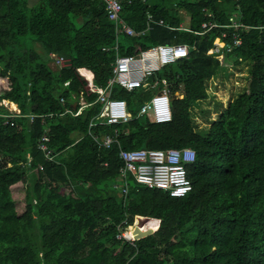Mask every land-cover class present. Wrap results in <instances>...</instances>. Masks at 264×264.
<instances>
[{"label":"trees","instance_id":"trees-1","mask_svg":"<svg viewBox=\"0 0 264 264\" xmlns=\"http://www.w3.org/2000/svg\"><path fill=\"white\" fill-rule=\"evenodd\" d=\"M148 13L151 28L141 33ZM230 15L245 26L233 67L247 73L222 106L208 82L233 70L207 50L230 32ZM121 16L138 34L118 37L120 56L158 44L189 47L158 72L173 96L169 122L139 116L144 94L116 85L112 97L127 102L131 120L89 125L102 105L78 69L91 72L96 87L112 76L114 24L103 0H0V102L20 112L0 111V264H264V0H132ZM205 21L217 27L197 34ZM51 54L69 64L51 67ZM80 100L77 116L64 115ZM114 132L109 148L92 138ZM43 136L52 160L38 147ZM182 147L195 151L185 165L188 193L171 197L127 176L123 196L120 149ZM9 163L26 169L20 213L5 178ZM136 216L154 219L157 229L117 239L118 226Z\"/></svg>","mask_w":264,"mask_h":264},{"label":"built area","instance_id":"built-area-1","mask_svg":"<svg viewBox=\"0 0 264 264\" xmlns=\"http://www.w3.org/2000/svg\"><path fill=\"white\" fill-rule=\"evenodd\" d=\"M107 17L114 24V42L112 47V76L108 79L105 87H96L92 85L91 72L79 68L80 74L88 80V88L97 92V101L101 103L102 108L96 120L89 125H103L127 122L131 120V114L127 108V102L124 99L112 97V89L119 86L128 92H142L143 102L138 115H144L151 122L166 123L172 119L171 100L173 98L167 79L160 78L158 72L165 66L185 58L189 54V47L186 44H158L144 50H140L132 55L120 56L118 54V37L122 34L136 36V32L121 16L124 3H130L132 0H103ZM146 28L141 33L151 28L153 17L150 13L146 16ZM159 24H164L159 20ZM167 27H170L166 24ZM217 27L216 24L203 22L201 31L196 32L199 35L207 30ZM181 29H185L183 24ZM226 28L230 30L223 31L217 37L212 46L207 50V54L214 56L220 66L225 65L229 68L233 66L235 60H240L233 54L235 48L242 43L241 32L245 29L242 23H239L235 15H230ZM103 51H108L109 47L103 46ZM52 65L56 68H62L69 64L68 59L57 54L50 55ZM67 84V83H66ZM175 96L182 98L180 91L175 92ZM63 102V99H60ZM2 104H7L2 101ZM81 107L76 111L66 110L64 115L77 116L84 106L83 100H80ZM147 112H150L148 115ZM10 115H19V109H9ZM29 121L35 117L33 114L27 116ZM93 140L101 147L109 148L112 143L117 142L116 132L113 134H93ZM49 138L43 136L39 142V149L44 153L45 158L52 160L51 151L47 148ZM122 161L120 167V176L123 178V185L119 186L125 197L127 194V176H132L134 180L141 185L149 188H156L168 192L171 197H182L191 190V182L187 175L185 165L190 164L195 159V151L189 147L166 148V149H120L118 153ZM29 163H18V167L28 165ZM42 169V167H39ZM117 187V186H116ZM144 219L142 216H136ZM135 224L128 225L124 230L119 226L117 228L116 238L135 240L129 233ZM146 227V226H145ZM157 225L153 230L157 229Z\"/></svg>","mask_w":264,"mask_h":264},{"label":"rangeland","instance_id":"rangeland-1","mask_svg":"<svg viewBox=\"0 0 264 264\" xmlns=\"http://www.w3.org/2000/svg\"><path fill=\"white\" fill-rule=\"evenodd\" d=\"M30 3L33 2V0H29ZM150 3L155 2V0H149ZM182 19H183V26L187 25L186 21H187V16L184 13L183 10H181L180 13ZM73 20L77 23L80 24L82 23V19L81 18H73ZM51 67H54L52 64H50ZM231 70H233L232 74L230 75L229 78H221L219 80L217 79H211L208 82V88L209 90H211L212 92H214L216 99L220 100V102L222 103V106H225L226 103L235 95V93L240 90V88L245 84V79H244V75H246L247 73V69L244 66H240L238 68L235 67H231ZM213 102L211 101L209 103V106H213ZM9 108H11V105L8 104H2V102H0V111H8L9 112ZM216 114L212 113V117H214ZM200 121V120H198ZM26 174V169L22 168H17L16 166H13L11 163L8 164V167L5 169V178L8 182V186H9V190L11 192L12 198L15 200L16 202V210L18 213H20L23 209V196H24V188H25V184L24 181L22 180V178L25 176ZM64 190H68L67 188H63ZM144 219L146 218V220H144V222H141V220L137 219V217L134 218V222L133 224H135L133 226V228L131 229L132 231V237L135 235L133 233V230L135 228V226H139V225H144L146 226L145 230L147 231H153V229L156 226V221L150 217H143Z\"/></svg>","mask_w":264,"mask_h":264},{"label":"bare ground","instance_id":"bare-ground-1","mask_svg":"<svg viewBox=\"0 0 264 264\" xmlns=\"http://www.w3.org/2000/svg\"><path fill=\"white\" fill-rule=\"evenodd\" d=\"M7 101H5V103H6ZM7 104H9L8 102H7ZM11 105V104H10ZM14 105H11V108L13 107ZM135 230H133V233L135 234L134 236H133V238H137V237H139V236H141V235H143L146 231L145 230H143V229H145V226L144 225H139V226H135V228H134ZM130 234L132 235V231H130Z\"/></svg>","mask_w":264,"mask_h":264},{"label":"water","instance_id":"water-1","mask_svg":"<svg viewBox=\"0 0 264 264\" xmlns=\"http://www.w3.org/2000/svg\"><path fill=\"white\" fill-rule=\"evenodd\" d=\"M147 114L149 115L150 114V112H147ZM135 230V229H134ZM150 233H152L151 231H147V232H145L143 235H141V236H139V237H137V238H134L135 240L136 239H139V238H141V237H143V236H146V235H148V234H150Z\"/></svg>","mask_w":264,"mask_h":264},{"label":"crops","instance_id":"crops-1","mask_svg":"<svg viewBox=\"0 0 264 264\" xmlns=\"http://www.w3.org/2000/svg\"><path fill=\"white\" fill-rule=\"evenodd\" d=\"M2 101H6V100H2ZM2 101H1V102H2ZM7 102L9 103L8 105H10V104H11V105H14L12 108H9V109H17V107H16V105H15L14 103L9 102V101H7ZM7 102H6V103H7Z\"/></svg>","mask_w":264,"mask_h":264}]
</instances>
